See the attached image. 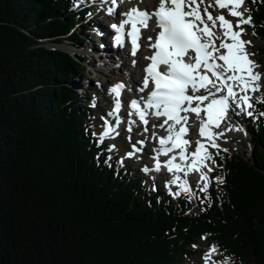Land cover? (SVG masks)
I'll return each instance as SVG.
<instances>
[{"label":"trees","instance_id":"trees-1","mask_svg":"<svg viewBox=\"0 0 264 264\" xmlns=\"http://www.w3.org/2000/svg\"><path fill=\"white\" fill-rule=\"evenodd\" d=\"M74 1L0 0V264H190L215 242L229 264H264V103L252 156L218 160L222 183L196 199L152 189L109 160L73 86L83 58L57 43L85 39ZM248 1L264 65V0Z\"/></svg>","mask_w":264,"mask_h":264},{"label":"snow or ice","instance_id":"snow-or-ice-1","mask_svg":"<svg viewBox=\"0 0 264 264\" xmlns=\"http://www.w3.org/2000/svg\"><path fill=\"white\" fill-rule=\"evenodd\" d=\"M243 3L244 0H227V2L213 0L212 4L205 6L204 0H159L153 12L149 13L134 7L125 14L127 19L121 25H112L120 33L116 37L117 44H122L124 25L130 24L131 31L128 35L133 45L132 55H135L140 47L138 25L147 28L149 20L155 18L156 28L159 31L155 39L148 37L151 41L149 47L154 51L151 56L146 57L150 63L145 68L146 75L140 91L148 89L150 84L153 87L146 101L132 100L131 108L138 112L139 119L145 125L148 123L146 116L150 109L155 110L153 114L156 117H164L163 122L158 125L160 128L167 126L169 133L167 137L159 139L164 155L174 149H180L181 158H188L186 153L190 142L184 138L188 132L187 113L195 114L199 121L198 135L205 138L207 144L213 148L219 147L215 140L223 135L222 132H216L214 129L220 128L227 119L230 109L235 111L236 115L254 117L251 111L253 96L249 93L260 90L262 76L256 71L259 65L251 59V55L254 54L247 51L251 41L242 39L243 25L252 22L251 16L245 18L240 11ZM209 7L228 9L231 16L238 18L236 25H233L222 13L213 16L208 11ZM112 11L109 9V12ZM123 88L124 84L120 83L110 89L116 99L114 110L108 115L117 116V127L121 108L119 97ZM259 102L264 103V97L259 98ZM141 103H146V108H142ZM259 116H264V112H260ZM114 132L115 128L108 125L100 137V142L103 143L104 137L111 136ZM196 143L195 150L190 154L187 172L199 168L201 179L208 181L209 177L203 168L206 167L205 161L210 155L204 139ZM114 147L115 145H112L109 150ZM127 155L130 157L134 153L129 152ZM158 156L159 153H157V171L161 167ZM175 161L176 156H172L166 162L168 171L183 172L184 167ZM143 171L147 172L149 169L145 167ZM180 179L181 177L176 176L171 183H177ZM180 187L184 192H190L187 180H184ZM206 189L207 184L201 190ZM212 251H216L215 247H212Z\"/></svg>","mask_w":264,"mask_h":264},{"label":"rangeland","instance_id":"rangeland-1","mask_svg":"<svg viewBox=\"0 0 264 264\" xmlns=\"http://www.w3.org/2000/svg\"><path fill=\"white\" fill-rule=\"evenodd\" d=\"M212 2H213V0H204L205 6L212 4ZM84 3L91 4V3H96V2L93 0H79L77 4L79 5V4H84ZM245 4H246L247 10H246V13L244 12V17L247 18L249 16V14L251 15L250 5H249V7H247L248 6L247 0L244 1L243 6ZM96 5L106 6V4H104V3H98ZM209 9H210L211 13L213 14V16H216V15H219L220 13H223V14L227 15L228 19L230 17V19H233L237 23L238 18L231 16L228 9H220L218 7H209ZM245 15H247V16H245ZM99 16H100V14L95 12V14H89V15L85 16V18H84L86 20L91 18L94 22L93 25H95L94 28L83 29L82 26L77 27V31H81V33L83 35H87V39L81 45V48L78 49V51L86 52L91 61L94 59V58L92 59V56L94 57L97 54H91L89 47L90 46L91 47L92 46L98 47V45H99L98 42L100 41V37L96 32L97 28L99 26L103 28V35L104 36H105V33L107 32V30H106L107 28L105 27V26H107V24H106L107 19L104 17L102 19H99L98 18ZM243 28H244V33H243L244 40H245V38H247L248 39L247 41H251V44L247 47L248 52L250 54H254V55H251V59L254 60L259 65V68H257L256 70L260 71L263 75L262 79L260 81L261 88L259 91H257L258 93L256 92L255 95L253 96L252 103L254 105L255 104L254 100L258 99L259 97H261L264 94V71H263L264 65L262 63L263 53L261 51V49L263 48V45H262L263 43L261 40L258 39V37L255 35V33L251 27L249 28V27L245 26ZM107 36H108V34H107ZM105 42L107 43V47H110L109 46L110 40L108 38H105ZM58 46L73 50V46L71 45V40L63 41V43L59 44ZM128 49H130V46H128V48L125 47L123 49V53L127 52V54H128ZM110 51H111V47H110ZM128 56H129V54L126 56V58H124L125 55H120L119 60H122V62L120 61L119 65H116V64L114 65V61L112 59V62H111L112 64H110L109 68L112 69L113 71L110 72V74L106 75V76L103 73L98 74L97 72H91L90 70H88L87 68L90 67L92 64H95V63L94 62H88V60H87L86 65H85V69L83 70V72H81L82 74L80 75V77L76 78L75 83L73 84L74 87H79L81 89H84L82 92L86 93L87 96H91V100L93 102V107L95 108L97 115H101V117L104 113L105 107L106 106L109 107L112 103V101L109 98L111 97L113 99V97L110 96L107 84L110 85V82L113 83L112 80L114 78L128 77L130 87L132 89H135V86H136L135 82H134V79L136 77L135 75H137L138 79H139L140 75L137 72H135L136 66L132 61L130 62V59ZM85 59H86V57H85ZM96 65H99V64L97 63ZM100 65H106L104 60L100 61ZM112 65H113V67H112ZM262 65H263V67H262ZM104 67H102V68H104ZM95 71H96V69H95ZM107 76H109V77H107ZM108 79H112V80L109 82ZM80 85H83V87H81ZM97 92L100 94L97 95L96 94ZM80 93H81V90H80ZM234 112L235 111H233V113L229 112L227 119H232L231 114L234 115ZM227 119H226V122L228 123V125L229 124L231 125V123H229ZM102 120H104L103 117H102ZM238 123H240V125L237 124V121H236V124L233 123V125L235 127H231V126L228 127L227 126L228 128H226V131L227 130L228 131L225 132V134H227V136H220V137L216 138L215 143L219 145L218 148H213V147L209 146L211 149L210 153H211L212 158H213L211 160V163L213 165L216 163V160H214V156H222L225 153V149L231 153L236 152V153H239L242 155L245 154L247 157L252 156L253 149H254V136H253V133L250 129V124H249V122L246 121V118L244 117L243 114L238 115ZM193 126H194V124H193ZM100 127L102 129L104 128L103 123L100 124ZM198 128L199 127L196 126L192 131L194 138H196L195 132H198ZM150 129H152V126ZM237 129H241V130H237ZM138 133H140L141 135L128 134L127 132H125V133H122L123 136H122V138L119 139V141L122 143V145H126V142H128L129 145L127 144L126 146L128 148H131L132 150L120 151V148L116 144H114L115 147L111 149V152L113 154H120V156L121 155L126 156V158L128 157L127 153H129V152H133L135 156H137L138 153L139 154L143 153V155H139V157L137 159L134 158L135 160H133V162H132L133 165L129 164L130 168L135 173L140 172V171L142 172V169L144 167L150 166V164L148 163V159L151 162H153V159H151L150 155H148V152H146V149H148V147H149V150L154 149V143H155L153 141V138H154L153 137V134H154L153 131L146 132V130H141V131H138ZM230 134H231V136H230ZM99 136L101 137V135H99ZM141 136H143V137H141ZM198 140L199 139H197L195 141H198ZM141 141H143V143H140ZM205 142H206V139H205ZM133 145H135L136 147L134 148ZM144 146L146 148H144ZM136 149H140V151H136ZM149 150H147V151H149ZM146 155L148 157L147 160L144 159L146 157ZM120 165L123 166L124 161H123V163L120 162ZM148 176H149L150 180L152 181V184H151L152 189H154L155 187H157V188L162 187L161 182L163 181V179L161 176H159L158 174H148ZM159 179L161 182H158ZM167 184H169V183L167 181H165L163 185L166 186ZM205 184H207V187H208L209 182H207ZM204 185L197 184V186L195 187L196 191L194 189H192V190H190V192H188V195H190L192 198H194L198 191H202L201 189L204 188ZM203 250H201L197 255H195L192 258L190 264H201L202 262L208 261V253H210V248H208V249L203 248Z\"/></svg>","mask_w":264,"mask_h":264},{"label":"bare ground","instance_id":"bare-ground-1","mask_svg":"<svg viewBox=\"0 0 264 264\" xmlns=\"http://www.w3.org/2000/svg\"><path fill=\"white\" fill-rule=\"evenodd\" d=\"M78 1L79 0H76L75 1V3L77 4L78 3ZM157 0H133V3H132V5L133 6H137L138 8H147V7H149L151 4H153V3H155ZM245 1V0H244ZM225 2H227V0H225ZM128 6V4H127V2L126 1H124L123 2V8L124 7H127ZM246 10H247V8H246V4L244 5V6H242V8L240 9V11H242L243 12V14H244V12L246 13ZM210 11V10H209ZM150 12V11H149ZM117 13H119V12H117ZM117 15V14H116ZM116 15L115 14H111L109 17L110 18H115L116 17ZM225 15V14H224ZM245 16H247V15H245ZM225 17L227 18V15H225ZM154 19V18H153ZM153 19L152 20H149V23H148V27L147 28H145L144 29V37H143V46H142V48L140 49V51L135 55V56H133V57H131V56H128L129 57V59H130V62L132 61H135V66H136V70H135V72H137L139 75H140V77H139V79L141 78V76H145V73H144V66H145V64H146V62L148 61L147 59H146V57L147 56H149V40H148V33H150V30H151V28H152V26H153V24H152V21H153ZM228 19V18H227ZM228 20H230L232 23H233V25H235L236 24V22L233 20V19H228ZM91 25H93V23H91ZM94 26L95 25H93V28H94ZM107 30V29H106ZM97 34L99 35V37H100V41L98 42V47H95V46H90L89 48V50H90V52H91V54H97L99 51H103L104 52V54H106V55H109V56H111L112 57V59H113V61H114V65L116 64V65H119V63H120V60H119V57H120V54L119 53H123V49L121 50V52H119V53H116V52H113L112 50V52L110 51V49L107 47V43L105 42V36L103 35V28L102 27H98L97 28ZM68 35H70V33L68 34ZM68 35H63L64 36V38H67V40L69 41V40H71L69 37H68ZM251 36V35H250ZM242 39L244 40V37L242 36ZM248 39L247 38H245V41H247ZM71 45L73 46V50H71L72 52H73V54L75 53V52H81V51H78V49H80L81 48V45L83 44V43H81V44H79L78 43V40H76V41H74V40H71ZM57 45H59L58 43H57ZM128 46H130V49H131V43H129V45ZM248 47V46H247ZM129 50V49H128ZM247 51H248V49H247ZM117 54V55H116ZM128 54H130V53H128ZM86 61H87V59H85V61H84V64H83V70L85 69V65H86ZM115 67V66H114ZM121 68V67H120ZM124 71V70H123ZM256 71H258V70H256ZM258 72H260V71H258ZM261 73V72H260ZM261 76H263L262 75V73H261ZM112 79H108V81L110 82ZM263 81V80H262ZM135 82V81H134ZM261 84V83H260ZM111 85V84H110ZM79 88V87H78ZM79 89H81V88H79ZM81 90H84V89H81ZM256 93V92H255ZM255 93H249V95H251V96H254L255 95ZM258 93V92H257ZM124 97L126 98V100H128V101H131L133 98L132 97H129L128 95H124ZM134 110V109H133ZM229 112H232L233 113V110L232 109H230L229 110ZM228 112V113H229ZM195 121V123L196 124H199V121H197V119H195L194 120ZM159 124H161L160 123V121H158V123H157V125H159ZM227 126H228V123L225 121L224 122V124H222L221 125V127L219 128V129H215V130H218V132H222L223 133V135L222 136H227V134H225V129L227 128ZM159 130H160V128H158ZM137 131H139V130H137ZM228 131V130H227ZM226 131V132H227ZM149 132V131H148ZM151 132V131H150ZM194 133V132H193ZM229 133V132H228ZM230 136H231V134H230ZM141 137H143V136H141ZM238 137V136H237ZM194 137H192V139H193ZM196 139H199V140H202V139H204V142H205V138H201L199 135H197V137H196ZM154 141V140H153ZM205 145H206V147H207V149H208V151L210 152L211 151V149H210V147H209V145L207 144V141L205 142ZM149 148V147H148ZM149 150V149H148ZM214 159H215V156H214ZM207 168H209V167H207ZM208 171V170H207ZM212 250V249H211ZM213 252V251H212Z\"/></svg>","mask_w":264,"mask_h":264}]
</instances>
